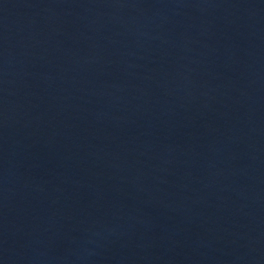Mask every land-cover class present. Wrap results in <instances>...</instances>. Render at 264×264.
<instances>
[{
  "label": "water",
  "instance_id": "1",
  "mask_svg": "<svg viewBox=\"0 0 264 264\" xmlns=\"http://www.w3.org/2000/svg\"><path fill=\"white\" fill-rule=\"evenodd\" d=\"M0 264H264V0H0Z\"/></svg>",
  "mask_w": 264,
  "mask_h": 264
}]
</instances>
